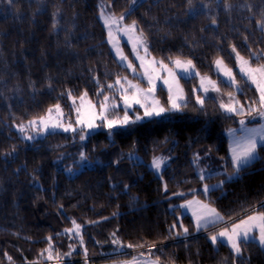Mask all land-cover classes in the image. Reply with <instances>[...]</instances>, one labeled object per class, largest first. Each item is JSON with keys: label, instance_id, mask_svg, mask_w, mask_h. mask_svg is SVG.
I'll use <instances>...</instances> for the list:
<instances>
[{"label": "trees", "instance_id": "1", "mask_svg": "<svg viewBox=\"0 0 264 264\" xmlns=\"http://www.w3.org/2000/svg\"><path fill=\"white\" fill-rule=\"evenodd\" d=\"M99 1L0 0V264H48L44 250L50 244L62 264L105 263L136 253L154 260L158 256L160 264H233L234 259L242 264L228 245H213L208 236L220 224L252 214L247 210L254 206L264 211V148L238 177L204 194V183L225 175L201 180L193 163L196 152L208 149V159L221 161L233 173L227 132L238 128L245 115L225 113L212 98L201 108L192 90L195 78L182 80L187 95L182 111L119 128L112 141L103 130L90 134L88 153L99 162L74 176L56 160L78 140L54 133L28 144L13 130L14 123L44 116L57 103L69 106L68 90L73 97L87 90L95 100L97 80L106 92L108 84L127 74L107 42ZM106 1L117 16L131 2ZM262 9L264 0H192L191 5L188 0H144L125 22H138L154 58L191 59L199 73L214 76L212 65L218 58L235 67L232 45L247 59L249 49L264 50V31L257 23L264 19ZM236 78L245 91L238 93L244 104L245 99H258L249 82ZM218 82L225 93L234 91ZM160 91L167 103L165 91ZM171 142L174 157L158 176L148 163ZM195 197L214 206L223 222L195 232L179 207ZM72 220L82 225L84 245L69 257V245L74 247L80 237L65 232L73 227ZM117 239L119 244L112 242ZM242 247L243 264H264V250L256 242Z\"/></svg>", "mask_w": 264, "mask_h": 264}, {"label": "snow or ice", "instance_id": "2", "mask_svg": "<svg viewBox=\"0 0 264 264\" xmlns=\"http://www.w3.org/2000/svg\"><path fill=\"white\" fill-rule=\"evenodd\" d=\"M8 4H12L13 0H7ZM138 0H131L132 5H136ZM189 5H191L192 0H188ZM59 11V10H58ZM132 9L127 10V14L130 15ZM57 13H54L55 16ZM100 16L103 19V23L108 29V39L113 43L114 47H116L117 54L120 56L122 61L127 60L128 58L123 54L122 50L116 44V36L115 32H123L128 36L129 40L133 41V51L137 53V58L141 61L140 67L144 69L143 76L147 78L149 87L147 89L141 88L138 84H133L131 80H128L127 77L123 79L126 81L128 87H125L124 84L121 83V80L118 78L115 81V84L120 85L118 91L120 92V99L123 100L125 106V112L123 117H116L110 119L108 117L109 109H115L119 107V105L115 102V97H110L108 94H105L104 86L99 85V81L97 80V85L99 91L96 93L98 96L102 95V100L99 101V111H97V106L93 104L90 100L87 99L88 93L85 90L79 97H72L71 90H68L66 95L72 98L73 105H76V100L79 99L80 104L75 106L76 112V120L75 122H68L65 124L61 119L64 117L63 109L60 104L57 103L52 107L46 110V115L38 117L39 124L37 120H30L28 122V126H42V131L44 133H48L49 130L62 129L64 132H72L76 133L79 136L81 141L85 140L92 131L98 128L107 129L108 135L111 136L114 130L118 128H123L130 126L131 124H135L136 122L144 119L145 117H159L168 112L173 111H182L185 107H187L186 97L184 95V90L179 84V79L176 73L172 68H169L168 64L164 63V60H145L144 56L139 55V47L143 46V51L147 55L148 47H147V38L144 34V30L139 27L138 22L136 20H132L130 23H123L125 20L126 13H121L118 17L114 13L106 14L104 11V7L101 6ZM261 16L264 17V9L261 10ZM215 23V20L212 21ZM258 26L264 31V19L257 21ZM55 27V23L53 25ZM247 40V37H245ZM232 52L235 54V59L237 61V65L239 68V72L241 76L247 81L250 82L251 85L255 86L256 91L259 93L258 99L252 100L247 108L244 104L240 103V101L232 94L229 93V102L223 103L221 102L219 107L227 114H235V115H249L253 120L257 117L264 120V50H260L259 52L253 51L249 49V58L246 59L244 56L237 51L234 45L231 46ZM256 60L255 66H253L252 59ZM172 61L174 66L178 69H181L184 73H191L195 69V65L193 64L191 59L182 60L180 58L172 59L168 58ZM216 66V70L218 73L222 74L226 80L225 83L228 84L229 87L235 86L238 91H243L240 89L239 85L236 83V75L233 70L224 64L222 59H216L214 61ZM159 65V68L156 66ZM127 67L132 68L133 72H136V68L129 61ZM161 71L166 72V75H161ZM195 75H199V73H195ZM94 79H96L94 77ZM207 80V84H206ZM162 81L163 85L167 87L168 92V102L170 103V108L161 105L160 101L155 98L154 93L157 90V82ZM114 84H108L107 88H114ZM209 86H211V90L219 93L220 88L217 87L216 82L210 80L207 77H201L200 79V87L203 92L207 94L209 92ZM49 87L51 85L49 84ZM129 88H131L132 94L129 95ZM150 99V103H149ZM196 103L203 108L205 104V100L197 95L195 97ZM112 101L111 103L109 101ZM85 102H87V106H85ZM184 102V103H182ZM132 105H140L143 109V116L136 115L133 120L128 114L127 109ZM56 112V117H53V111ZM97 120L100 123H97ZM242 126L243 135L237 136L236 129H229V135L233 137V147L231 148L232 152V165L234 168L233 175H238L240 170L244 168L246 165L250 164L252 161L256 160L259 155V149L264 148V124H261L257 127H247L245 120L239 121ZM78 125L79 129L74 126ZM21 132L25 131V126H18ZM27 140L32 141L35 140L36 137L27 136ZM12 151H15L13 147ZM11 153H6V155H10ZM131 156V154H129ZM81 161L86 160L87 157L84 153L80 154ZM198 159V156L194 158ZM164 164V160L158 157H155L152 161V167L156 170L161 169ZM19 171V169H17ZM67 171L72 172L71 168H68ZM200 179L204 180L205 176L203 174L200 175ZM231 179V176H229ZM224 181H220L216 185H203V192L206 195L207 193L213 191L216 188H221ZM165 191H167V184L164 185ZM177 195H183L182 193ZM193 205L196 208L193 211V215L195 216V229L197 231L200 230H208L209 225L215 226L217 222L223 221L225 218L221 213L217 211V209L211 207L209 204H205L199 200H188L185 204L180 205L182 208H191ZM61 208L63 205L60 206ZM264 207V205H261ZM252 214H247L246 218H242L239 222H232L230 227L225 226L222 230H219L216 234H209L208 238L212 242L213 245H216L218 242L223 241L226 243L234 257L240 258L242 264L244 261L243 257V245H247L249 241H258L259 245L264 248V211H257L255 206L247 210ZM116 215V213H113ZM231 220V217H229ZM72 228L65 229L66 233H74L80 236V243H83V236L81 233L82 225L78 224L75 220H72ZM90 223H96V221H90ZM175 228L176 225L173 224L171 226ZM171 231V229H170ZM183 232L187 234L189 232L188 228H184ZM115 236V233H112ZM48 241L52 240V237L49 236L46 238ZM113 243L119 244L120 241L113 240ZM71 251L66 253V256H70L72 251H75V248L72 245H69ZM128 248H133L134 245L128 244ZM135 247H140V245H136ZM155 247V244L152 245ZM48 253L47 259L52 260L53 257V248L50 244L48 249H45ZM85 255L87 254V249H84ZM43 254V253H41ZM151 255V250L149 251ZM143 255V253H141ZM59 259V256L56 257ZM11 259V257H9ZM124 264H140L135 257L132 258L131 261H126ZM151 264H160V258L157 256L155 260L151 261ZM233 264H236L235 259L233 260Z\"/></svg>", "mask_w": 264, "mask_h": 264}, {"label": "rangeland", "instance_id": "3", "mask_svg": "<svg viewBox=\"0 0 264 264\" xmlns=\"http://www.w3.org/2000/svg\"><path fill=\"white\" fill-rule=\"evenodd\" d=\"M143 1L144 0H138V3L136 5H132L131 2H130V5H129L128 9H132V11H133ZM101 6L104 7L105 13L109 14V13H112L111 3L106 1V0H100L99 1V20H100L101 24L103 25V27H104V29H105V31L107 33V42L109 44V47H110L112 53L114 54V56H115L116 60L118 61V63L127 70V74L125 76L119 77V79L121 80V83L124 84L125 87H128L126 81L123 79L124 77H127L128 80H131L133 82V84H138L141 88L147 89L149 87L148 81H147V78L143 76L144 69L142 67H140L141 61L137 58V53L135 51H133V41L129 40L128 36L125 35L123 32H116L115 29H114L115 36H116V44L122 50L123 54L128 58L127 60L122 61L120 59V56L117 54L116 47H114L113 43L110 42L109 39H108V29L104 25L103 19L100 16ZM127 10L125 11L126 16L128 15L127 14ZM123 23L127 24L125 22V20H124ZM147 47H148V54L146 55L144 53V51H143V46H140L139 49H138L139 55L140 56H144L145 60H152L154 57L151 55L148 40H147ZM232 54H233L234 59H235V54L233 52H232ZM172 59L174 60L176 58H172ZM180 59L187 60L185 58H180ZM218 59H221V58H218ZM155 60H160V59L155 58ZM129 61L136 68V72H133L132 68L127 67V64H128ZM235 61H236V59H235ZM164 63L168 64L169 68H172L173 71L176 73V75H177V77L179 79V84H180V86L182 88H183L182 80H190V79H194V78L196 79V85L192 86V90H193V92L195 94V97L197 95H200L204 100L212 98V99L216 100L219 105H220L221 102H223V103H228L229 102V93H225L222 90V88L220 87L219 82H218L219 79L224 82L226 80V78L222 74L217 72L214 62H213V65H212L213 66V74H214V76L209 75V74H201L196 69V67L193 70V72L186 74L181 69L176 68L171 60L164 61ZM252 63H253V61H252ZM261 63H264V61H262ZM224 64L227 65L225 62H224ZM255 64L256 63H253V66H255ZM156 67L159 68V65H157ZM229 68H231L233 70L235 75H237V76L241 77L242 79H244L241 76L240 72H239L237 61H236L235 67H229ZM195 73H199V75H195ZM161 75H166V72L161 71ZM201 77H207V78H210V80L215 81L217 87L220 88V92L217 93V92L211 90V86H209V92L207 94H205L203 92L202 88L200 87V79H201ZM236 83L239 85L237 78H236ZM112 84L115 85L114 88L109 89V91H106L105 94H108L110 97H115V102L119 105V107H117L115 109H111L110 108L107 115H108V117L110 119H113V118H116V117H121L122 118L123 115H124V112H125V106H124L123 100L120 99V95L121 94L118 91V89L120 88V85L115 84V82L112 83ZM206 84H207V80H206ZM157 85H158L157 86V90L154 93L155 98L160 101L161 105L170 108V103L168 102L167 87L163 85L162 81H158ZM251 86L255 88L254 85H251ZM232 87H234V91L232 92V94L240 101V103L244 104L242 102L241 98L238 96V93L245 92V91L241 88L240 85H239V87L243 91H238L235 86H232ZM161 89H163L165 91V94L167 96L166 97L167 98V103H164L162 101V99H161V96H160V92H161L160 90ZM183 90H184V88H183ZM132 91L133 90L131 88H129L128 94L131 95ZM184 95H185L186 100H187V95H186L185 90H184ZM258 96H259V93H258ZM102 98H103L102 95L98 96V98L95 99V100L92 99L89 95L87 97L88 100H90L93 104H95L97 106V109H96L97 111H99V101L102 100ZM245 100H246V102H245L244 105L247 108V105L250 103V101H249V99H245ZM195 101H196V99H195ZM109 102L111 103L112 101L110 100ZM184 102H186V101H184ZM184 102H182V103H184ZM149 103H150V99H149ZM79 104H80V101H79V99H77L76 100V105H73L71 97H69V106H65V105L60 104V106H61V108L63 109V112H64V117H62L61 119L63 120V122L65 124H67L68 122H73V123L75 122V120H76L75 106H78ZM85 106H87V102H85ZM143 112H144V109L140 105H132L130 108L127 109V114L133 120L135 119L136 115L143 116ZM176 112H180V111L168 112V113H166L164 115H161L159 117H151V118L145 117L144 119H142V120H140V121H138L136 123H141V122L147 121V120L152 119V118L169 117L173 113H176ZM56 115L57 114H56V112L54 110L53 111V117L55 118ZM229 115H235V114H229ZM34 119L37 120V123L39 124L38 118H34ZM34 119H30V120H34ZM242 119L245 120V122H247V123H251L252 122L249 125H254L256 123V120H258V123L261 122L260 124H262L264 122L259 117H257L255 120H253L251 118V116H249V115L242 116L241 120ZM30 120L24 121V122H20V123L16 122L12 126L13 130L16 131L19 134V136L25 142H27L28 144H32L34 141L44 139L49 134H54V133L69 135L70 137L73 138L74 142H76L78 140V143L75 146H73L69 151H67L64 154H62V156L59 157L56 160L57 166L59 168H61V169H64V171L66 172L67 175L74 176L77 173H79L80 171L84 170L85 168H94V167H96V164L99 161H98V159L97 160H92L91 157H90V154L88 153V147H87L88 137L85 140L81 141L79 139L78 134L72 133V132H64L62 129H56L54 131L50 129L48 133H44L42 131V126H40V127L28 126V122ZM97 123H100V121L97 120ZM20 125L25 126V131L24 132H21L19 130L18 126H20ZM74 126H76L79 129L78 125L74 124ZM240 127H241V125H239L238 128H233V129H236V130L238 129L239 130ZM123 128H125V127H123ZM100 130L106 131V133L108 135L107 129H104V128H98V129L92 131L91 134L94 133V132L100 131ZM227 134H229V131L227 132ZM27 136H33V137H36V139L32 140V141H29V140L26 139ZM108 138H109L110 141H112L113 140V134L111 136L108 135ZM229 139H230V141L232 143V146H234L233 145V137L229 135ZM173 146H174V142H171L157 156H155V157H158V158H161V159L164 160V164L162 165L161 169L156 170V169H154L152 167V161H153V159L155 157L148 163L149 168L152 169L156 173V175L161 176L162 172L164 171V169L167 168L170 165V163H171V161H172V159L174 157V155L172 153ZM81 153H84V155L87 157L86 160L81 161V159H80V154ZM208 153H209L208 149H206V148L205 149H201L198 152H196L197 155L195 157L198 156V159H195V160L193 159V163L195 165L197 175L200 177V175L203 174L205 176V179L209 178L211 176H214V175H218V174H224L225 177L223 179H221V180L213 181V182H210V183H204V184L216 185L220 181L230 180L229 176H231V179L236 178V177L239 176V174L238 175H233V173H228L224 163H222L221 161L218 162V161L214 160V158H212L213 160L212 159H208V158H211ZM130 154H131V156H129V157L132 158L135 162H142V159L140 158V156H138L135 153H130ZM231 161H232V159H231ZM214 162H215V164L212 165V163H214ZM68 168H71L73 171L72 172L67 171ZM201 189L203 190V186L201 187ZM189 200H199V201H202L205 204H209L207 201H204V200H202L200 198H196V197L195 198H191ZM186 201H188V200H186ZM186 201H184L181 204H179V207H180V205L185 204ZM209 205L211 207L215 208L211 204H209ZM195 208H196L195 205H193V207H191V208H182V207H180L181 213L183 215H188L191 218V220L193 222V225H194L195 232H200L201 230L197 231L195 229V216L193 215V211H194ZM244 218H246V217H244ZM239 220L235 221V222H239ZM221 222H223V221L217 222V224L221 223ZM230 225L231 224L226 225L225 222H224V223L220 224L219 226L213 228L212 230H215V231L212 232L211 234H216L219 230H222L225 226H229L230 227ZM211 226L212 225H209V227H211ZM73 238L74 237H72L71 239H73ZM76 240H78V243H74L75 251H73V253L79 251V247H82L84 245V244L79 243L80 242V237H76ZM253 241L256 242L259 245L258 241H255V240H253ZM221 243H224V242L221 241ZM224 244H226V243H224ZM54 247H56V245ZM260 248L264 250V248H262L261 246H260ZM133 257H135L138 261H140V264H151V261L154 260L153 258L147 256L146 254L141 255L140 253L134 254ZM132 258H123V259H119V260H115V261H108V262H105V263H98V264H124V262H126V261H131ZM48 264H62V262H60V260H55V257H54L52 260L48 259ZM87 264H91V263H87Z\"/></svg>", "mask_w": 264, "mask_h": 264}, {"label": "crops", "instance_id": "4", "mask_svg": "<svg viewBox=\"0 0 264 264\" xmlns=\"http://www.w3.org/2000/svg\"><path fill=\"white\" fill-rule=\"evenodd\" d=\"M264 121V120H263ZM261 123V122H260ZM260 123H256V124H254V125H249L247 122H246V126L247 127H259L261 124ZM264 123V122H263ZM262 123V124H263ZM236 135H238V136H240V135H243V131H242V126L239 128V130L237 129V132H236ZM227 136H228V140H229V155H230V158L232 159V152H231V148L233 147L232 146V143H231V141H230V139H229V134H227ZM253 162V161H252ZM251 162V163H252ZM249 165V164H248ZM247 166V165H246Z\"/></svg>", "mask_w": 264, "mask_h": 264}]
</instances>
